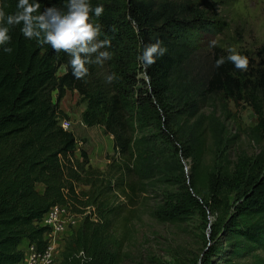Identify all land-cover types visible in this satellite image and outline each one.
Listing matches in <instances>:
<instances>
[{
    "label": "trees",
    "instance_id": "trees-1",
    "mask_svg": "<svg viewBox=\"0 0 264 264\" xmlns=\"http://www.w3.org/2000/svg\"><path fill=\"white\" fill-rule=\"evenodd\" d=\"M16 2L4 0L5 11H15ZM39 2L40 10L50 3L64 7V0ZM91 3L104 6L96 22L113 56L91 64L84 79L72 76L64 53L24 38L19 26L11 31L13 52L0 50V264L22 263L23 243L47 251V230L37 223L55 207L81 218L61 264H125L140 212L160 224L195 215L208 222L216 199L227 207L226 217L194 264H264V156L205 165L209 146L218 150L224 138H234L227 118L206 116L219 99L249 105L258 125L246 135L264 134V48L246 71L227 60L217 68V55L198 57L195 34L223 28L194 0ZM157 39L167 52L150 66L138 61L140 50ZM111 73L117 79L109 83ZM66 91L87 103V127L101 126L113 137L103 171L85 151L76 158L77 141L62 128Z\"/></svg>",
    "mask_w": 264,
    "mask_h": 264
},
{
    "label": "rangeland",
    "instance_id": "rangeland-1",
    "mask_svg": "<svg viewBox=\"0 0 264 264\" xmlns=\"http://www.w3.org/2000/svg\"><path fill=\"white\" fill-rule=\"evenodd\" d=\"M194 3L205 10L208 18L214 20L216 26L223 28L219 33L195 34V40H200L197 49L203 55L198 56L200 60H211L213 55L227 57L228 49L231 47L246 55L249 65H253L252 62L259 50L264 48V0H194ZM213 39L217 44L210 47L209 42ZM64 73L65 69L62 68L59 75L62 76ZM86 107L87 103L78 92L66 91L60 103L61 110L67 116L62 124L77 141L76 158L80 159L81 152L85 151L91 166L103 171L108 164V158L113 155V137L101 126L87 127L84 124L83 113ZM214 112L217 118L220 115L221 123L225 118L229 120L227 125L233 128L231 137L234 138H224L226 146L218 150L209 146L205 156L206 166L211 167L214 160L221 163L226 161L231 165L240 155L252 159L264 156V134L246 135V131L258 125V117L249 105L246 103L236 105L219 99L217 107L214 110H207L206 116ZM220 150L223 151L221 154ZM185 166L189 175L190 161L186 162ZM36 189L42 194L44 186L38 185ZM235 198L233 194L231 204ZM216 202L215 214L209 216L208 222L195 215L180 224H160L140 212L128 236L125 264H194L201 257L205 242L211 241L212 230L215 228V232L218 231L221 221L226 217L227 207L220 199H216ZM80 224L81 218L75 216L73 235ZM72 236L64 237L63 243L58 241L54 246L57 254L54 264L63 262V253ZM57 237L58 240L61 238L60 235ZM21 250L25 252V259L20 264H29V259L27 263L25 261L27 254L28 256L30 254V245L23 243Z\"/></svg>",
    "mask_w": 264,
    "mask_h": 264
},
{
    "label": "clouds",
    "instance_id": "clouds-1",
    "mask_svg": "<svg viewBox=\"0 0 264 264\" xmlns=\"http://www.w3.org/2000/svg\"><path fill=\"white\" fill-rule=\"evenodd\" d=\"M39 0H17L15 11H5L4 0H0V50L12 53L13 28L19 26L21 35L28 40H35L39 45H50L56 53H64L68 57V66L75 79H84L93 63L103 64L111 60L113 53L111 40L100 39L102 25L96 20L104 13L102 4L92 5L91 0H64V7L50 3L40 10ZM159 39L155 43L144 46L137 55V60L145 65H152L158 57H162L167 48ZM215 39L209 42L216 46ZM227 57H219L215 67L219 68L230 61L236 69L246 71L249 59L235 48L228 49ZM117 79L115 73L107 75V82Z\"/></svg>",
    "mask_w": 264,
    "mask_h": 264
},
{
    "label": "built area",
    "instance_id": "built-area-1",
    "mask_svg": "<svg viewBox=\"0 0 264 264\" xmlns=\"http://www.w3.org/2000/svg\"><path fill=\"white\" fill-rule=\"evenodd\" d=\"M64 130H68L62 124ZM76 216V215H75ZM75 216L70 212L68 207H55L43 219L37 223L41 228L47 230L45 241L48 243V249L44 254L37 252L36 246L30 245V254L26 258V263L29 259V264H54L56 260V249L58 241L63 243L64 237H70L74 233ZM58 235L60 239L58 240Z\"/></svg>",
    "mask_w": 264,
    "mask_h": 264
}]
</instances>
